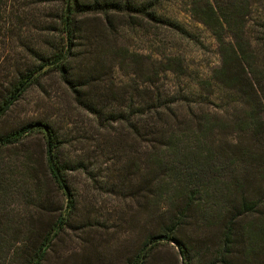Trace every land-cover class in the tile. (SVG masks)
Wrapping results in <instances>:
<instances>
[{"label":"rangeland","instance_id":"374dc122","mask_svg":"<svg viewBox=\"0 0 264 264\" xmlns=\"http://www.w3.org/2000/svg\"><path fill=\"white\" fill-rule=\"evenodd\" d=\"M2 1L0 103L19 79L39 66L36 53L55 43L62 9L56 0ZM189 1L168 0L161 14L180 23L196 37L194 41L154 28L140 18L135 22L124 15L79 17L78 23L90 36L85 50L98 59L95 75L101 80L89 86L91 97L111 102L109 111L116 112L124 109L118 107L120 97L134 102L138 95L153 93L177 97L185 84L208 80L221 65V53L211 29L192 15ZM260 1L244 0L247 34L257 21ZM108 19L119 28L112 29ZM128 21L138 24L120 30ZM119 49L125 56H118V62L102 57L104 51ZM133 58L146 70L151 66L158 71L154 86L137 81L120 62ZM217 104L216 100L205 110L215 113ZM173 107L178 120L188 116L184 107ZM198 113L196 110L195 115ZM166 118L163 112V120ZM33 122L46 123L58 134L62 159L69 167L66 178L72 203L68 204L65 192L48 175L41 134L0 150V169L11 167L15 174L18 189L6 199L5 211L10 220L22 221L26 251L40 247L50 229L62 222L41 264H131L150 238L157 246L145 264H185L177 245L164 238L175 227L173 236L184 246L190 264H264L263 144H254L247 136L238 140L228 136L232 149L242 148L251 156L245 170L239 173L236 167L235 173L220 177L206 171L198 190L191 186L197 192L188 199V195L176 194L174 185L163 186L164 174L155 165L160 160H176L168 159L164 147L150 143L151 138L136 140L119 125L105 127L76 104L57 73L45 75L26 89L1 118L0 136ZM154 128L161 129V123ZM3 213L0 211V226L9 224Z\"/></svg>","mask_w":264,"mask_h":264},{"label":"trees","instance_id":"16d2710c","mask_svg":"<svg viewBox=\"0 0 264 264\" xmlns=\"http://www.w3.org/2000/svg\"><path fill=\"white\" fill-rule=\"evenodd\" d=\"M166 1L168 0H94L92 3H84L81 0H56L62 4L58 38L54 44L51 43L50 49L41 54L36 53L39 66L19 79L10 94L0 103V120L28 87L45 75L57 73L69 86L76 104L100 123L104 122L105 127L119 125L139 141L153 138L149 140L150 143L164 147L168 159H176L173 163H160V160L159 164H154L164 174L163 186L173 188L174 185L173 190L180 197L188 195L189 199L190 195L192 198L197 192L192 188L200 185L206 171L217 177L235 173L236 167L239 168V173L244 171L248 157L251 156L242 148L240 151L232 149L234 144L228 138L238 140L247 136L254 144L264 145V0L260 1L261 10L257 11V21L249 34L245 27L247 21H244V0L189 1L192 15L197 18L198 23L211 29L221 53V65L208 80L198 81L195 85L185 84L177 97H162L153 93L149 97L138 95L137 102L129 101L125 96L120 97L118 107L124 109L116 112L109 111L111 102H98L91 97L89 86L101 80L95 75L94 64L98 59L93 52L85 50L88 46L85 43L90 41L89 31L78 23V18L87 14H102L106 18L109 15H124L126 20L136 22L140 18L152 27L165 29L180 39L196 40L180 23L161 14ZM17 18L19 19L18 16ZM133 21L122 24L120 30L125 25L136 27L138 23ZM107 22L113 26L112 29L119 28L111 19ZM119 50L104 51L102 57L110 56V59L117 61L118 56H125V51ZM111 52L114 55L109 54ZM120 62L131 69L137 81L150 86L157 83L158 71L155 68L149 66L151 69L146 70L135 58L127 63L124 60ZM216 100L219 104L215 105V113L205 110ZM244 104L247 108L242 107ZM173 106L176 109L184 107L188 116L178 120ZM196 110L198 115H195ZM163 112L167 114L164 120ZM159 122L161 129L154 128ZM38 134L45 138L48 175L65 192L68 204H71L72 194L66 178L69 167L62 159L58 134L50 125L33 122L0 136V150L20 145L27 138ZM14 178L11 167L6 171L0 169V204L3 207L0 211L4 212V219L9 221V224L0 226V264L1 259L4 264H19V261L20 264H41L48 245L59 234L62 222H57L50 229L40 247L26 251L22 221L10 220V213L5 211L6 199L11 198L18 189ZM14 223L17 224L13 225ZM176 228H172L164 238L175 243L185 257V264H190L184 246L173 236ZM156 246L157 242L150 238L131 264H145Z\"/></svg>","mask_w":264,"mask_h":264}]
</instances>
